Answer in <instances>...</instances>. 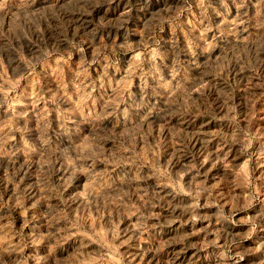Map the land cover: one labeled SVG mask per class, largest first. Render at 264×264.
Masks as SVG:
<instances>
[{
  "label": "rangeland",
  "instance_id": "1",
  "mask_svg": "<svg viewBox=\"0 0 264 264\" xmlns=\"http://www.w3.org/2000/svg\"><path fill=\"white\" fill-rule=\"evenodd\" d=\"M0 264H264V0H0Z\"/></svg>",
  "mask_w": 264,
  "mask_h": 264
},
{
  "label": "bare ground",
  "instance_id": "2",
  "mask_svg": "<svg viewBox=\"0 0 264 264\" xmlns=\"http://www.w3.org/2000/svg\"><path fill=\"white\" fill-rule=\"evenodd\" d=\"M217 102V101H216ZM198 180V179H197ZM167 212V211H166Z\"/></svg>",
  "mask_w": 264,
  "mask_h": 264
}]
</instances>
